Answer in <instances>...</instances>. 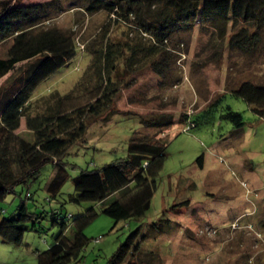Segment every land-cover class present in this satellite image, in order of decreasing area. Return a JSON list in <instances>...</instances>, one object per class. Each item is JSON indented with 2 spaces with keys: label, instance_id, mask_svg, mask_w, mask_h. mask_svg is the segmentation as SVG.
<instances>
[{
  "label": "rangeland",
  "instance_id": "rangeland-1",
  "mask_svg": "<svg viewBox=\"0 0 264 264\" xmlns=\"http://www.w3.org/2000/svg\"><path fill=\"white\" fill-rule=\"evenodd\" d=\"M44 1L51 0H16ZM58 2L47 19L0 43V91L17 74L16 67L40 55L44 44L72 30L78 38L77 54L37 86L32 101L54 89L67 92L91 60L82 40L109 21L111 39H124L129 31L126 22L115 21V15L99 2L93 10L87 9L91 0ZM219 32L213 23L198 22L172 35L151 64L132 72L120 63L115 76L124 81L116 103L121 112L109 120L93 121L84 137L70 147L64 156L70 177L57 197L49 200L45 188L54 173V164L48 162L35 178L17 184L16 192L1 202L11 213L30 191V208L47 212L38 223L41 229L26 231L21 244L0 236V264H38V251L48 248L61 231L51 210L61 209L63 215L72 213L75 218L90 206L99 215L85 228L91 239L77 264H107L139 225L141 247L136 260L145 264H264V116L233 93L245 79L264 82V30L261 42L251 51L229 46L231 30L225 36ZM229 107L241 112L242 126L225 117ZM168 114L172 119L159 124ZM134 131L159 136L167 144L146 213L118 221L102 213L103 206L118 195L98 203L68 201L75 192L72 178L82 169L126 156ZM17 132L29 140L35 138L25 118ZM163 213L170 223L158 230L152 223Z\"/></svg>",
  "mask_w": 264,
  "mask_h": 264
},
{
  "label": "trees",
  "instance_id": "trees-1",
  "mask_svg": "<svg viewBox=\"0 0 264 264\" xmlns=\"http://www.w3.org/2000/svg\"><path fill=\"white\" fill-rule=\"evenodd\" d=\"M96 2L114 14L115 21L126 22L129 31L124 39L113 40L109 21L94 36L82 40L91 60L72 89L67 92L54 89L32 101L37 86L77 54L78 38L72 30L64 38L44 44L41 54L16 67L17 74H12L1 88L0 236L7 242L21 244L26 231L41 229L38 223L47 212L30 208L27 198L33 194L28 191L15 211L6 213L1 202L7 195L16 192V185L27 182L30 176L35 178L44 164L52 162L54 173L45 188L49 200L56 198L70 177L64 160L70 147L84 137L93 121L109 120L121 112L116 103L124 81L115 76L120 63L132 72L151 64L172 35L198 22L213 23L221 36L231 30L229 46L242 51L253 50L261 42L264 30V0H91L87 9H95ZM58 4V0L29 4L0 0V43L14 32L47 19ZM233 93L264 116V82L245 79ZM224 115L237 126L244 123L241 112L230 107ZM22 118L34 132V140L17 132ZM169 119H172L170 114L164 115L158 123L163 125ZM166 146L159 136L134 131L126 156L82 169L72 178L75 192L67 200L76 204L98 203L118 195L101 212L115 221L141 218L151 206L157 176L164 166ZM51 212L61 231L48 248L38 251V264H77L91 239L85 228L99 211L90 206L75 218L72 213L63 215L61 209L54 208ZM169 223L170 219L163 213L152 226L163 230ZM141 233L142 225H139L113 252L107 264H145L136 260Z\"/></svg>",
  "mask_w": 264,
  "mask_h": 264
}]
</instances>
